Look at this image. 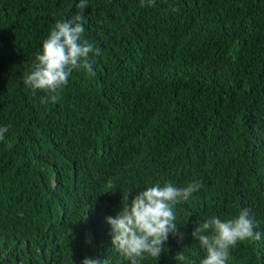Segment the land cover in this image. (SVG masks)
<instances>
[{"label": "trees", "instance_id": "obj_1", "mask_svg": "<svg viewBox=\"0 0 264 264\" xmlns=\"http://www.w3.org/2000/svg\"><path fill=\"white\" fill-rule=\"evenodd\" d=\"M79 2L0 0V124L17 129L0 140V264H129L105 220L123 193L193 182L174 209L183 239L140 264H200L197 224L245 208L261 239L226 264H264V0ZM77 13L95 75L74 70L51 102L24 77Z\"/></svg>", "mask_w": 264, "mask_h": 264}, {"label": "clouds", "instance_id": "obj_2", "mask_svg": "<svg viewBox=\"0 0 264 264\" xmlns=\"http://www.w3.org/2000/svg\"><path fill=\"white\" fill-rule=\"evenodd\" d=\"M141 5L155 6V0H141ZM86 6L87 0H80L77 5L81 10ZM84 21V16L77 13L70 19H61L54 24L43 40L40 52L35 56L32 70L24 77L25 86L47 92L50 101L56 102L74 70H85L89 75H95L92 67L95 61L92 57L99 55L100 49L83 39ZM15 132L17 129L14 126L0 124V140ZM51 186H56L54 178H51ZM202 187L199 182L189 183L186 187H176L172 183L163 186L157 184L139 191L130 202V191L124 192L122 207L117 215L105 218L110 225L112 246L129 264H140L147 257L158 260L167 251L164 245L169 234L178 240L183 239L184 234L179 232L175 222V206L187 202ZM249 212L250 209L245 208L234 218L222 221L213 217L197 224L191 236L206 252L200 264H226L230 248L238 242L261 239V234L253 231L255 225ZM175 260L193 264L183 252H178ZM82 264L109 262L106 258L98 260L85 257Z\"/></svg>", "mask_w": 264, "mask_h": 264}]
</instances>
